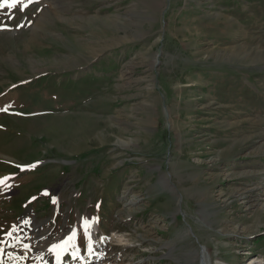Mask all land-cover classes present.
Listing matches in <instances>:
<instances>
[{"label":"rangeland","instance_id":"obj_1","mask_svg":"<svg viewBox=\"0 0 264 264\" xmlns=\"http://www.w3.org/2000/svg\"><path fill=\"white\" fill-rule=\"evenodd\" d=\"M0 28V264H264V0H29Z\"/></svg>","mask_w":264,"mask_h":264},{"label":"bare ground","instance_id":"obj_2","mask_svg":"<svg viewBox=\"0 0 264 264\" xmlns=\"http://www.w3.org/2000/svg\"><path fill=\"white\" fill-rule=\"evenodd\" d=\"M86 222H87V225H86ZM83 223L85 224V227L87 226V232L89 233V234H91V233H94L95 231H96V224H97V220H96V218H94V219H88V217H86L85 218V220L83 221ZM104 238V237H103ZM102 240V239H101ZM104 240V239H103ZM118 241L119 242H121L122 240L120 239H118ZM66 246V243L65 242H60V244L58 245V247L56 248L57 250H56V258H55V260L59 263L60 262V260H61V255H62V251H63V249H64V247ZM16 250L18 251V255L21 257V259H20V262L18 261V263L16 262V264H25V263H28V261L29 260H31L30 258V256H32V250L31 249H29V247L28 246H24V250L23 249H21L20 247H19V244L16 246ZM203 253V252H202ZM54 260V259H53ZM202 264H206V263H208V262H206V259H205V257H204V255L202 256ZM258 262H260V261H255V262H253V263H251V264H256V263H258ZM83 264H86L85 262H83ZM89 264H93V262L91 261Z\"/></svg>","mask_w":264,"mask_h":264},{"label":"snow or ice","instance_id":"obj_3","mask_svg":"<svg viewBox=\"0 0 264 264\" xmlns=\"http://www.w3.org/2000/svg\"><path fill=\"white\" fill-rule=\"evenodd\" d=\"M28 2H29V0H0V10L5 8L6 6L14 8L18 4L26 7ZM30 2H36V0H30ZM21 10H23V7L21 8ZM21 27H22V25H21ZM0 30H5V29L0 28ZM3 184H4V180L0 179V185H3ZM86 225H87V222H86ZM13 231H15V229H13ZM8 235H11V233H9ZM85 235H87V226L85 227ZM56 247H58V246L54 245L53 249H55ZM0 251H2V249H0Z\"/></svg>","mask_w":264,"mask_h":264}]
</instances>
